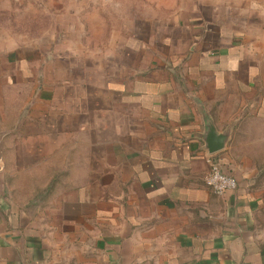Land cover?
Instances as JSON below:
<instances>
[{
    "label": "crops",
    "instance_id": "0c3cea01",
    "mask_svg": "<svg viewBox=\"0 0 264 264\" xmlns=\"http://www.w3.org/2000/svg\"><path fill=\"white\" fill-rule=\"evenodd\" d=\"M129 12L74 65L0 40V264H264V53L192 19L133 38Z\"/></svg>",
    "mask_w": 264,
    "mask_h": 264
},
{
    "label": "rangeland",
    "instance_id": "374dc122",
    "mask_svg": "<svg viewBox=\"0 0 264 264\" xmlns=\"http://www.w3.org/2000/svg\"><path fill=\"white\" fill-rule=\"evenodd\" d=\"M128 12L133 38L135 29L145 30L149 41L156 39L155 33L159 39L170 31L178 36L183 30L178 21L187 24L192 19L216 31L229 28L264 53V0H0V40L41 39L49 32L52 42L65 40L68 65H74L73 52L81 50L76 46L90 51L92 43L106 35V27L122 31Z\"/></svg>",
    "mask_w": 264,
    "mask_h": 264
},
{
    "label": "built area",
    "instance_id": "2783aa9c",
    "mask_svg": "<svg viewBox=\"0 0 264 264\" xmlns=\"http://www.w3.org/2000/svg\"><path fill=\"white\" fill-rule=\"evenodd\" d=\"M204 184L216 195H222L225 192L236 188L235 179L223 173L215 163L210 165L204 178Z\"/></svg>",
    "mask_w": 264,
    "mask_h": 264
},
{
    "label": "water",
    "instance_id": "95a60500",
    "mask_svg": "<svg viewBox=\"0 0 264 264\" xmlns=\"http://www.w3.org/2000/svg\"><path fill=\"white\" fill-rule=\"evenodd\" d=\"M227 132L221 134V135H216L214 133V128L211 125V123L208 124V130L206 132V141L209 143V151L210 152H215L217 150H220L224 147L225 142L227 140Z\"/></svg>",
    "mask_w": 264,
    "mask_h": 264
}]
</instances>
